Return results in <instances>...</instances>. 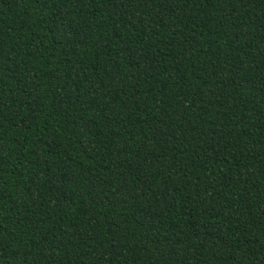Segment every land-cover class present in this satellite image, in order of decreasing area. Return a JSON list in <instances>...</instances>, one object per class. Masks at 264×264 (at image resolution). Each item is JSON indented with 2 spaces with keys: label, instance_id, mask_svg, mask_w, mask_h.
Masks as SVG:
<instances>
[{
  "label": "trees",
  "instance_id": "16d2710c",
  "mask_svg": "<svg viewBox=\"0 0 264 264\" xmlns=\"http://www.w3.org/2000/svg\"><path fill=\"white\" fill-rule=\"evenodd\" d=\"M0 264H264V0H0Z\"/></svg>",
  "mask_w": 264,
  "mask_h": 264
}]
</instances>
